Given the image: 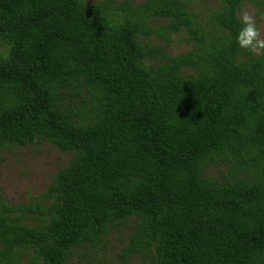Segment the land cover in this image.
<instances>
[{
	"label": "trees",
	"instance_id": "16d2710c",
	"mask_svg": "<svg viewBox=\"0 0 264 264\" xmlns=\"http://www.w3.org/2000/svg\"><path fill=\"white\" fill-rule=\"evenodd\" d=\"M247 2L264 7L222 0L207 26L186 0H0V153L72 155L33 204L0 206V264H73L122 226V264H264V54L236 40ZM180 35L192 49L171 57Z\"/></svg>",
	"mask_w": 264,
	"mask_h": 264
},
{
	"label": "rangeland",
	"instance_id": "374dc122",
	"mask_svg": "<svg viewBox=\"0 0 264 264\" xmlns=\"http://www.w3.org/2000/svg\"><path fill=\"white\" fill-rule=\"evenodd\" d=\"M105 0H86L94 5ZM147 0H137L141 4ZM197 13L204 25L212 24L222 0H186ZM250 16L259 32V40L264 41V7L247 2L239 12V18ZM157 44H161L158 41ZM187 36L172 38L168 49L171 57L191 51ZM256 56L264 54L263 48L253 52ZM72 160L70 153L61 152L48 143L28 147L11 146L0 153V206H28L43 195L54 181L60 169L67 167ZM223 168H213L210 175L223 179ZM131 226H122L111 231L108 240L99 247L81 249L73 264H122L123 257L130 246ZM127 264H150L151 259L143 254H132ZM127 259V258H126Z\"/></svg>",
	"mask_w": 264,
	"mask_h": 264
},
{
	"label": "clouds",
	"instance_id": "9594fccd",
	"mask_svg": "<svg viewBox=\"0 0 264 264\" xmlns=\"http://www.w3.org/2000/svg\"><path fill=\"white\" fill-rule=\"evenodd\" d=\"M241 23L243 27L239 31L236 40L241 48L255 52L258 48L264 47V41L259 40V32L250 16L245 14Z\"/></svg>",
	"mask_w": 264,
	"mask_h": 264
}]
</instances>
